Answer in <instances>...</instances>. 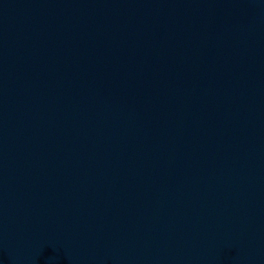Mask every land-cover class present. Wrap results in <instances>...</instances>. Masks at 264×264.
Segmentation results:
<instances>
[{"label": "water", "instance_id": "1", "mask_svg": "<svg viewBox=\"0 0 264 264\" xmlns=\"http://www.w3.org/2000/svg\"><path fill=\"white\" fill-rule=\"evenodd\" d=\"M0 264H264V0H0Z\"/></svg>", "mask_w": 264, "mask_h": 264}]
</instances>
